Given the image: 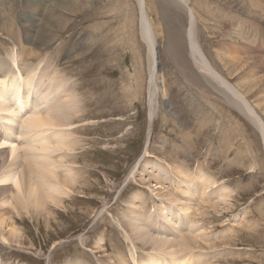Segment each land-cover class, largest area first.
I'll use <instances>...</instances> for the list:
<instances>
[{
  "label": "rangeland",
  "instance_id": "obj_1",
  "mask_svg": "<svg viewBox=\"0 0 264 264\" xmlns=\"http://www.w3.org/2000/svg\"><path fill=\"white\" fill-rule=\"evenodd\" d=\"M188 29L215 76L193 64ZM14 66L34 70L36 91L22 112L8 97L19 148L12 159L13 144L0 149V176L25 167L24 112L55 100L74 112L69 125L43 129L70 143L46 157L64 181L54 200L41 185L42 205L31 196L16 209L10 197L23 195L0 182V264H141L149 255L264 264V0H0V71ZM229 84L245 92L259 131ZM2 112L0 137L13 118ZM186 181L192 189L180 193Z\"/></svg>",
  "mask_w": 264,
  "mask_h": 264
},
{
  "label": "bare ground",
  "instance_id": "obj_2",
  "mask_svg": "<svg viewBox=\"0 0 264 264\" xmlns=\"http://www.w3.org/2000/svg\"><path fill=\"white\" fill-rule=\"evenodd\" d=\"M252 1V0H251ZM184 2V3H182ZM145 3V2H144ZM143 3V5H144ZM180 3H182L184 6H186L187 2L186 1H181ZM254 3V2H253ZM146 4V3H145ZM39 5V4H38ZM252 5V4H251ZM250 5V6H251ZM254 5V4H253ZM147 6V5H145ZM255 6V5H254ZM183 7V6H182ZM255 8V7H254ZM147 12V8L145 7L144 8ZM144 11V10H143ZM190 10L188 9V12ZM145 13V12H144ZM145 15V14H144ZM190 16V20L192 21V13L190 12L188 14ZM148 21V20H147ZM146 21V24L142 27L141 29V35L142 37H145L147 42L149 41V46H150V50H151V54L153 55V53L156 55L155 57L157 58V54H156V49H154V44H153V29L151 30V25ZM190 21V23H191ZM52 22V21H51ZM53 23V22H52ZM49 25V24H47ZM56 25V24H54ZM154 26V25H153ZM191 26H192V23H191ZM191 26H190V32H192L191 30ZM153 28V27H152ZM155 31V30H154ZM189 32V29L187 30V33ZM189 32V33H190ZM189 33L187 34V42H188V48L190 50V54H191V57H192V61H193V64L199 69V71H201L202 73H206V75H214L215 74L213 73L214 69L213 67L208 63V61H206L205 59L202 58V54L200 52V50L198 49L197 47V43L195 44L194 42V37ZM17 59V58H16ZM15 59V60H16ZM152 68H150V72H149V76H150V79H149V86L151 85V82L153 80V75H154V68H153V65H151ZM5 68V67H4ZM12 71L11 73L8 72V68H6V70H3V71H0V111H5V115L6 117H13L12 119H6L5 123L8 125V127L6 128L7 130V136L5 135L6 134V130L5 128L2 127V134H1V137L0 139L2 138V141L0 142V149L1 148H4L3 145H11V147H9V156H10V159H12L11 157H15V150L18 149V145L17 143H14L16 142V139L14 137V135L12 134H9V131L12 132V127L10 125L12 124H15L16 125V122L14 120L17 119L16 117H18L19 114H16V111H14L12 108V105L13 103H9L8 101V97H13V99L15 100V102H18L19 103V111L22 112L21 109H24L26 108L27 106H29V104L26 102L25 98H27V100H30L29 97L31 95H33L34 91H36V88L34 87V85L32 84L33 82V78H32V73L33 71L30 70V66H27L25 68V71H26V76L24 75V73L21 72V69L18 67V66H14L13 68H11ZM159 65H158V68H157V71H159ZM17 70V71H16ZM59 76V75H58ZM158 76V75H157ZM4 78H7L8 79V84L7 85H3L4 81L3 79ZM20 78H22L23 80V83H24V88H21L20 89ZM154 79H155V75H154ZM216 80V79H215ZM221 82H223L221 80ZM15 83V84H14ZM217 83V82H216ZM54 82H53V86H50L49 89L51 92H55V91H58L57 89L59 88V83H56L57 86L54 87ZM36 85V84H35ZM41 87V86H40ZM229 87H230V92H231V95L233 97H236L237 99L241 100L242 101V104L244 105V109H245V112H246V115L248 117V119L250 120V122H252L254 124V126L256 127V129L259 131V127L257 126L259 124V126L261 127V124H260V119L257 117L254 116V112L253 110L247 105L246 103V100L244 99V94L245 92L241 91V87H239L238 85L234 84L233 86L229 84ZM153 88V87H152ZM158 88V87H157ZM163 89V88H162ZM27 92L29 94V96L27 95ZM162 92V91H161ZM45 94V92H44ZM241 94V95H240ZM63 95V93H62ZM150 95V94H149ZM151 96V95H150ZM246 96V95H245ZM32 98V97H31ZM47 98V96H46ZM46 98H44L46 100ZM49 98V97H48ZM150 99V98H149ZM33 100V99H32ZM35 100V99H34ZM41 101V100H40ZM56 103L53 107H50L48 109L45 110L44 113H41L39 112L37 109L36 110H32L33 108H31L30 110H26L27 112H24L26 114H24V116L20 117L21 119V123H20V129H19V135L20 136H25L27 135V143L26 145L22 148L26 149L27 148V152H26V157L24 158V169L21 170L20 172V168L18 170L19 172H14L12 171V173H5L3 172V174L0 176V182H7V181H10L12 182V184L15 186V190L17 191H20V193L23 195L21 197H16L17 194L13 197H10L12 200V205L16 206V205H19L17 202H21L20 204H25L26 200L28 199H32L31 196L34 198L35 200V197H36V200L34 201L35 203H37V205H42L41 202L44 201L43 197V201L40 200V197H39V190L40 188L43 189L41 187L42 186H48L47 188L44 189V191L40 190V192L42 191L44 193V195L50 200H54V192H61V191H58V188L60 190L61 186L63 187L64 185V181L61 180V178H59V175L54 172L52 169H51V164L53 165L52 161H50L49 159H47L46 157L48 156V154H50V147H52L51 145H56V147H60V146H69L70 143L69 141L67 140V137H66V134H63V133H60L58 134V132H55L56 135H50L49 137L47 136H44L43 133H44V130L45 129H51V127L54 129V127L56 126H66V125H69V122H64L68 117L67 114H70L72 111L74 112L73 108L74 107H71L70 104L67 102H62V101H58V100H55ZM67 101V100H66ZM80 102V101H79ZM35 104H38L37 102H33ZM32 103V104H33ZM151 103V102H150ZM16 107V105H14ZM37 108V107H36ZM44 111V110H43ZM4 113V112H2ZM70 118V117H69ZM254 119H257L256 122L254 121ZM69 119H67L68 121ZM255 123H257L255 125ZM18 124V123H17ZM14 127V126H13ZM1 128V127H0ZM58 128V127H57ZM44 129V130H43ZM56 129V128H55ZM60 129V128H59ZM58 130V129H57ZM31 131H34V132H38L37 136L40 137L38 141H36L37 139H35L36 143H33L35 142L34 139H31L32 137H35V136H31L29 134V132ZM260 133V132H259ZM17 134V137L19 136ZM36 135V134H35ZM9 137L10 140H7L6 138ZM25 138V137H24ZM5 139L7 141H5ZM21 139V138H20ZM29 139V140H28ZM24 142V141H23ZM71 142V141H70ZM8 143V144H7ZM33 143V144H31ZM72 143V142H71ZM24 144V143H23ZM8 145V146H9ZM38 146V147H37ZM63 146V147H64ZM23 149V150H24ZM25 151V150H24ZM32 151H38L40 152V154H38L37 156H34V152L32 153ZM28 152L32 153L29 154ZM23 153V152H22ZM20 154V153H19ZM25 154V153H24ZM20 156V155H19ZM23 156V155H22ZM25 156V155H24ZM23 156V157H24ZM22 158V157H21ZM20 159V158H19ZM23 160V159H22ZM11 163L13 164V160H10ZM15 162H20L21 163V160H14V164ZM11 164V166H12ZM13 164V165H14ZM16 165V164H15ZM14 165V166H15ZM9 166H10V163H9ZM17 167V166H16ZM12 169V170H15V168ZM18 168V167H17ZM9 169H11L9 167ZM26 169V170H25ZM70 169V168H69ZM11 170H9L10 172ZM60 171V170H59ZM8 172V171H7ZM62 172V171H61ZM179 172V171H178ZM71 173V172H70ZM33 174H35L34 176H36V178L39 180V185H37V179L31 177V175L33 176ZM181 174V173H180ZM178 176V175H177ZM185 177V176H184ZM31 178V179H30ZM136 179V178H134ZM33 182H36L32 184V181ZM35 180V181H34ZM37 180V181H36ZM210 182V181H209ZM185 183V185H184ZM181 186L185 187L184 189H181V192L180 193H185L188 191L187 188L189 190L192 189V186L190 185V183L188 181L184 182ZM23 185L26 186L25 189L23 188ZM12 189V188H11ZM62 190V189H61ZM64 190V188H63ZM41 192V193H42ZM63 192V191H62ZM19 193V194H20ZM59 194V193H58ZM57 194V195H58ZM1 195V194H0ZM183 195V194H182ZM45 197V198H46ZM18 198V199H17ZM57 199V198H56ZM210 199V198H209ZM15 200V201H14ZM30 201V200H29ZM4 202V201H3ZM6 202V201H5ZM4 202V203H5ZM182 202V201H181ZM180 202V203H181ZM7 203V202H6ZM186 204V202H185ZM3 205V204H2ZM187 205V204H186ZM14 206V207H15ZM25 206V205H24ZM36 206V205H35ZM37 206V207H38ZM41 207V206H40ZM16 208V207H15ZM14 208V209H15ZM17 209V208H16ZM182 210H186L187 208L185 206H183V208H181ZM189 210V209H188ZM1 220V219H0ZM172 223V221H171ZM132 225V224H131ZM160 225V224H159ZM158 225V227H159ZM135 225H133V228H134ZM161 227V225H160ZM138 228V230H142L141 228L139 227H136ZM178 228V227H177ZM132 229V228H131ZM135 232L139 233L137 230H135ZM144 232V231H143ZM146 232V231H145ZM147 233V232H146ZM144 233V234H146ZM136 234V233H135ZM139 234H142V232H140ZM138 234V235H139ZM148 234V233H147ZM149 235V234H148ZM148 235H144L145 237H149ZM151 237V236H150ZM150 237L148 238L150 240ZM153 237V236H152ZM203 237V236H202ZM262 237V236H261ZM190 239V238H189ZM1 240H3V242L7 241L3 236H1ZM154 240V239H153ZM169 239L167 238H163V237H160L158 238L157 240H154V242H159L161 243L162 245H168L170 247H172L170 244V242H168ZM171 241V240H169ZM190 243V241H188ZM187 243V242H186ZM153 244V243H152ZM174 245V244H172ZM168 246V247H169ZM157 247V246H156ZM155 247V248H156ZM189 247V246H188ZM165 248V247H164ZM144 249V248H143ZM163 249V247H162ZM168 249V248H167ZM170 249V248H169ZM158 250V249H157ZM159 250H161L159 248ZM165 251H167V253H171L169 251L171 250H166L164 249ZM151 254V253H150ZM161 255V254H160ZM170 255V254H169ZM158 257V256H157ZM171 258V256L169 257V259ZM183 258V257H182ZM148 260V261H147ZM144 261V260H143ZM186 262V264H191V261L188 259L185 258L184 260ZM140 262V261H139ZM172 262V263H171ZM182 261L176 259V258H172L170 259V264H181ZM138 263V262H137ZM136 263V264H137ZM163 263V262H162ZM193 263V262H192ZM201 263V262H200ZM199 263V264H200ZM141 264H160L159 260L158 259H155L153 256L151 257L149 255V258L147 257L146 261L145 262H142L141 260Z\"/></svg>",
  "mask_w": 264,
  "mask_h": 264
},
{
  "label": "water",
  "instance_id": "obj_3",
  "mask_svg": "<svg viewBox=\"0 0 264 264\" xmlns=\"http://www.w3.org/2000/svg\"><path fill=\"white\" fill-rule=\"evenodd\" d=\"M154 49H156V47H154ZM156 56V55H155ZM154 56V65H155V69L157 70L158 68V59ZM151 113V112H150ZM149 113V114H150ZM151 117V116H150Z\"/></svg>",
  "mask_w": 264,
  "mask_h": 264
}]
</instances>
